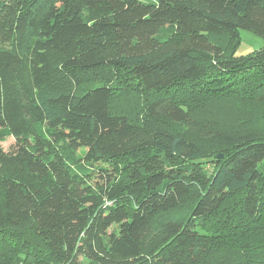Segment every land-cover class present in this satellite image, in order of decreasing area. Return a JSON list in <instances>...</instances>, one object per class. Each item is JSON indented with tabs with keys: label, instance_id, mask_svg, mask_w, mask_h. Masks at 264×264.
Listing matches in <instances>:
<instances>
[{
	"label": "trees",
	"instance_id": "16d2710c",
	"mask_svg": "<svg viewBox=\"0 0 264 264\" xmlns=\"http://www.w3.org/2000/svg\"><path fill=\"white\" fill-rule=\"evenodd\" d=\"M242 30L264 0H0V264H264Z\"/></svg>",
	"mask_w": 264,
	"mask_h": 264
},
{
	"label": "rangeland",
	"instance_id": "374dc122",
	"mask_svg": "<svg viewBox=\"0 0 264 264\" xmlns=\"http://www.w3.org/2000/svg\"><path fill=\"white\" fill-rule=\"evenodd\" d=\"M241 42L236 50L237 56H244L253 51L259 50L264 47V40L254 33L242 30L240 32ZM14 144V139L8 138V140L1 144L4 151L9 152L10 148Z\"/></svg>",
	"mask_w": 264,
	"mask_h": 264
}]
</instances>
